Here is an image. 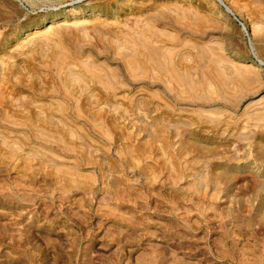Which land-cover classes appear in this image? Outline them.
Returning a JSON list of instances; mask_svg holds the SVG:
<instances>
[{
    "label": "rangeland",
    "instance_id": "1",
    "mask_svg": "<svg viewBox=\"0 0 264 264\" xmlns=\"http://www.w3.org/2000/svg\"><path fill=\"white\" fill-rule=\"evenodd\" d=\"M223 2L246 33L214 0H0V264H264V0Z\"/></svg>",
    "mask_w": 264,
    "mask_h": 264
},
{
    "label": "bare ground",
    "instance_id": "2",
    "mask_svg": "<svg viewBox=\"0 0 264 264\" xmlns=\"http://www.w3.org/2000/svg\"><path fill=\"white\" fill-rule=\"evenodd\" d=\"M214 1H215L217 4H219V6H221V8L224 10V12H226V14H228L229 16H231V17L234 19V21L240 25V27L242 28V31H243L244 33H246L245 26L241 23L240 20H238V19L235 17V14H234L233 11H232V10H231V9L225 4V2H223V0H214ZM75 14H76V15H81L82 13H81V11H79V12H76ZM36 29H39V27L36 28ZM262 66L264 67V65H262Z\"/></svg>",
    "mask_w": 264,
    "mask_h": 264
}]
</instances>
